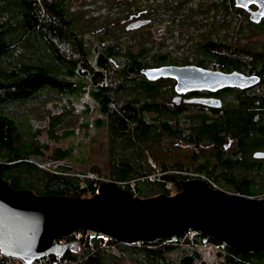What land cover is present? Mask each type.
<instances>
[{
	"label": "trees",
	"instance_id": "16d2710c",
	"mask_svg": "<svg viewBox=\"0 0 264 264\" xmlns=\"http://www.w3.org/2000/svg\"><path fill=\"white\" fill-rule=\"evenodd\" d=\"M107 6L112 11L102 12L92 32L95 23L73 10L70 0H0V177L35 194L81 198L96 193L100 179L79 178L62 166L53 171L39 166L48 147L37 142L40 129L29 124V110L45 99L85 93L96 105L94 127L105 130L109 180L118 186L136 194L171 195L168 185L177 192V181L194 173L228 193L264 196V156H252L264 154V19L250 22L233 0H121ZM128 16L148 19L144 26L164 24L163 38L179 36L185 42L174 50L163 39L149 40L147 33L132 45H121L118 37ZM137 29L129 31L141 27ZM83 31L95 33L93 63ZM185 63L256 75L258 82L243 90L222 89L219 108L205 112L195 104L172 107L173 82L150 81L140 74L144 68ZM71 109L61 105L59 113L47 116L48 139L73 133L62 127ZM185 110L195 111L184 116ZM35 115L44 119L39 112ZM227 138L232 144L224 153L220 144ZM177 141L190 148L178 147ZM171 143L182 158L173 156L167 163L160 157ZM147 151L160 163L156 177ZM51 155L61 160L70 151L54 147ZM192 232L176 236L174 242L121 244L79 230L55 239L76 242L79 253L67 249L32 264H206L197 249L203 244L217 249L218 264H264V251L240 252L197 232L190 236ZM0 264L21 262L0 255Z\"/></svg>",
	"mask_w": 264,
	"mask_h": 264
},
{
	"label": "water",
	"instance_id": "95a60500",
	"mask_svg": "<svg viewBox=\"0 0 264 264\" xmlns=\"http://www.w3.org/2000/svg\"><path fill=\"white\" fill-rule=\"evenodd\" d=\"M246 10L248 19H264V0H233ZM148 19L126 18L125 30H134ZM147 80H174L172 106L181 101L219 107L215 97L183 99L192 90L246 89L258 82L256 75L222 72L193 64L161 65L140 70ZM255 158L264 156L254 152ZM180 190L171 195L140 198L111 180L101 181L89 197L71 198L35 194L13 188L0 177V252L23 264L45 256H60L76 242L55 241L83 230L121 244L155 243L187 231L214 238L240 252L264 251V197L211 189L199 179L177 181Z\"/></svg>",
	"mask_w": 264,
	"mask_h": 264
},
{
	"label": "rangeland",
	"instance_id": "374dc122",
	"mask_svg": "<svg viewBox=\"0 0 264 264\" xmlns=\"http://www.w3.org/2000/svg\"><path fill=\"white\" fill-rule=\"evenodd\" d=\"M109 3L112 6L118 5L119 3H121V0H70V7L73 10L79 11V15H81L82 17H88L92 22L95 23L93 24L94 26L90 25L92 28V32H94L95 28L102 18V12H106L108 10L112 11V9H109L110 6H107ZM125 25L126 22L122 23L123 29H125ZM163 26L164 24L152 22L148 26H140L141 30L137 31V29V32L124 30L121 31L118 40L120 41L121 45L128 46L134 44L139 35H146L147 33H150L149 40L155 41L157 39H163L167 44V48L171 47L174 48V50H178V48L175 47L177 45H181V42L183 43L185 41L180 39L179 36H175L172 39H167V37L163 38ZM82 36L90 52V61L91 63H93V58L95 56V53L97 52L95 33L83 31ZM208 68L214 70V68H212L211 66H208ZM255 90L256 89L253 88L251 90H248L247 93L251 94ZM53 95L55 94H51L50 96ZM61 105L65 106L66 108H68L70 105L72 107L71 116L65 119V121L62 123V127L65 129H71L73 133L65 138L51 140L48 139V136L46 134L47 116L59 113L61 110ZM35 111L36 113L39 112L41 115H43L44 119H37ZM29 112V124L33 128L38 127L40 129L39 134L35 137L37 142L40 144L45 143L48 147L47 150L42 151L41 161H38L40 167L53 171L57 167L62 166L65 172L71 175H76L79 178H97L101 181L109 180V173L107 169L106 133L103 128L94 127L92 123V120L95 117H98V114L96 111V105L87 94H79L76 98L60 95L56 98L54 97L52 99H45L42 103H40V105L36 106V108L29 110ZM56 133L59 134L60 131H56ZM172 145L174 146L173 143L169 144L170 151L167 154H163L162 157H160L161 159L159 158L160 160L171 163L175 159L173 156L182 158V152L176 149L177 146L173 148ZM54 147L69 149L70 155L61 160H52L51 154ZM158 152L159 151H157V153ZM146 158H148L147 160L149 161V163L154 166L155 170L157 171L156 174H154V176L156 177L160 170V163L153 161V159L149 156L148 151L146 153ZM183 163L187 164L185 158ZM141 185L143 184H139L138 186L141 187ZM168 188L169 191L174 194L175 189H173V186L168 185ZM132 194L140 198L154 196L148 191H143L142 193L140 192L137 194L132 192ZM88 233L90 236H93L92 233ZM76 236H78V234H76ZM103 238L105 239V237ZM197 247L201 259L206 264H218L219 259L215 255V252L217 250L215 247L210 244H203ZM70 250L75 253H79L80 247L76 245L74 249Z\"/></svg>",
	"mask_w": 264,
	"mask_h": 264
},
{
	"label": "flooded vegetation",
	"instance_id": "af4514ba",
	"mask_svg": "<svg viewBox=\"0 0 264 264\" xmlns=\"http://www.w3.org/2000/svg\"><path fill=\"white\" fill-rule=\"evenodd\" d=\"M131 19H135L134 17H131ZM185 64H190V63H185ZM185 64H178V65H185ZM173 65H177V64H173ZM173 84H174V80L170 79ZM224 89V88H223ZM233 89H236V88H233ZM222 93V89L220 90H217V91H207V90H192V91H187V92H184L182 93V98L183 99H191V98H201V97H215V98H218L220 100V104H221V97H220V94ZM175 95V93H173V95L170 97V100H169V104L172 106V102H171V98ZM179 104H195V105H198L199 107L201 106L202 109H204L203 111H207V112H211L209 110H207V108H210V109H213L214 107H209V106H205V105H202L200 103H196V102H189V101H181L179 102L177 105L175 106H172V107H176L178 106ZM220 106V105H219ZM200 107V108H201ZM216 108H219V107H216ZM215 109V108H214ZM195 111V110H193ZM193 111H188V110H185V111H182V115L186 116L188 114H191L193 113ZM197 111V110H196ZM180 147H186V148H190V146L187 144V143H179L178 141L176 142ZM231 144H232V141L230 139H226L224 141V143L220 144L221 145V151L222 152H228L230 149H231ZM194 149H197L199 147L197 146H193ZM213 161H214V158L212 157ZM64 241V240H62Z\"/></svg>",
	"mask_w": 264,
	"mask_h": 264
},
{
	"label": "built area",
	"instance_id": "2783aa9c",
	"mask_svg": "<svg viewBox=\"0 0 264 264\" xmlns=\"http://www.w3.org/2000/svg\"><path fill=\"white\" fill-rule=\"evenodd\" d=\"M190 175L192 176L190 179H199V180L203 181L204 183H206L211 189H220L213 181H211L209 178L205 177L204 175L194 174V173H190ZM263 197L264 196H260L257 198H263ZM194 233H195L194 231L192 233H190V236L193 235ZM175 237L176 236L169 237V238H167V241L168 242H174ZM0 255H2L1 252H0ZM32 263H30V264H32ZM21 264H23V263H21Z\"/></svg>",
	"mask_w": 264,
	"mask_h": 264
}]
</instances>
